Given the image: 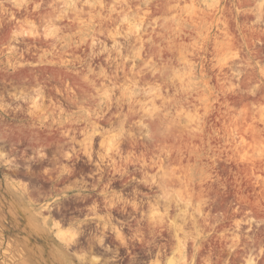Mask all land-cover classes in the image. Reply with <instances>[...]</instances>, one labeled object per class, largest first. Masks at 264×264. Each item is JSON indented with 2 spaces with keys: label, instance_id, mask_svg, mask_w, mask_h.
<instances>
[{
  "label": "rangeland",
  "instance_id": "rangeland-1",
  "mask_svg": "<svg viewBox=\"0 0 264 264\" xmlns=\"http://www.w3.org/2000/svg\"><path fill=\"white\" fill-rule=\"evenodd\" d=\"M0 264H264V0H0Z\"/></svg>",
  "mask_w": 264,
  "mask_h": 264
}]
</instances>
